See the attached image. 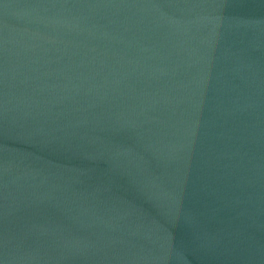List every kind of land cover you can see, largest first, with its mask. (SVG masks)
<instances>
[{"label": "water", "instance_id": "obj_1", "mask_svg": "<svg viewBox=\"0 0 264 264\" xmlns=\"http://www.w3.org/2000/svg\"><path fill=\"white\" fill-rule=\"evenodd\" d=\"M0 264H264V0H0Z\"/></svg>", "mask_w": 264, "mask_h": 264}]
</instances>
